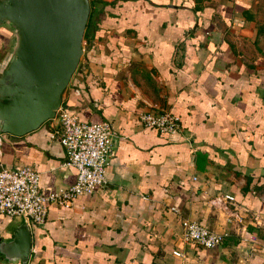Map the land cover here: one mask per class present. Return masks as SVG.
<instances>
[{"label": "crops", "instance_id": "1", "mask_svg": "<svg viewBox=\"0 0 264 264\" xmlns=\"http://www.w3.org/2000/svg\"><path fill=\"white\" fill-rule=\"evenodd\" d=\"M157 1L118 0L86 30L84 64L60 104L80 120L110 121L114 151L105 183L29 225L26 264H264V47L250 23L255 1L196 11ZM6 38L0 30V58ZM143 109L175 113L180 131L142 126ZM54 123L0 132V162L28 164L40 188L72 183L76 169L49 137ZM181 218L217 231L221 243L182 241ZM11 220L0 215V236Z\"/></svg>", "mask_w": 264, "mask_h": 264}, {"label": "water", "instance_id": "2", "mask_svg": "<svg viewBox=\"0 0 264 264\" xmlns=\"http://www.w3.org/2000/svg\"><path fill=\"white\" fill-rule=\"evenodd\" d=\"M88 0H0V132L21 135L52 118L82 53ZM0 236V261L26 264L31 231L11 220Z\"/></svg>", "mask_w": 264, "mask_h": 264}, {"label": "built area", "instance_id": "3", "mask_svg": "<svg viewBox=\"0 0 264 264\" xmlns=\"http://www.w3.org/2000/svg\"><path fill=\"white\" fill-rule=\"evenodd\" d=\"M53 117L55 123L49 137L62 145L65 163L75 167L74 181L40 188L38 172L28 164L4 165L0 162V215L39 226L44 223L50 206H69L73 198L89 194L105 183V165L113 154L117 136L113 124L108 120H80L61 104ZM137 119L142 126L163 133L181 129L179 117L167 109H143L137 113ZM179 225L180 238L184 242L209 248L222 241L220 233L194 219L181 218ZM172 253L181 254L176 249Z\"/></svg>", "mask_w": 264, "mask_h": 264}, {"label": "rangeland", "instance_id": "4", "mask_svg": "<svg viewBox=\"0 0 264 264\" xmlns=\"http://www.w3.org/2000/svg\"><path fill=\"white\" fill-rule=\"evenodd\" d=\"M88 1L91 2V11L95 12L98 10V8H100V6H102L103 2H108L110 0H88ZM168 1L174 2L177 0H168ZM190 1H192L191 3H194V1H196L200 7H204V6L215 7L219 3H227V2H230L231 0H190ZM253 2L255 3L254 9H251V5L249 8V12L251 15L250 23L256 29L257 36H260L256 41L258 42V44H260L262 47H264V28H261V26L264 27V0H257V1L251 0L250 3L253 4ZM86 44H87V41H85V39L83 37L81 39L82 53L78 59V62H77V65H76L74 71L72 72V74L70 76L69 82L73 78V76L79 71L80 65L84 64L83 52L85 51Z\"/></svg>", "mask_w": 264, "mask_h": 264}, {"label": "trees", "instance_id": "5", "mask_svg": "<svg viewBox=\"0 0 264 264\" xmlns=\"http://www.w3.org/2000/svg\"><path fill=\"white\" fill-rule=\"evenodd\" d=\"M116 1H118V0H110L108 2H103L102 6H100V8H98V10L95 11V12L91 11V2L89 1L90 9H89V14H88L87 22H86V25H85V28H84V31H83L82 38L85 36L87 28L89 26H92L95 23V21L103 14L104 7L105 6H113L116 3ZM133 1L139 2V1H142V0H133ZM145 1L151 2L153 5H155V4L156 5H160L157 0H154V1L153 0H145ZM177 1L180 4L183 3V2H188L189 6H190V9L193 10V11L201 9V7L198 5V3L196 1H194V3H191L190 0H177ZM167 4L168 5H172V4H169V3H167ZM261 28H264V27L261 26Z\"/></svg>", "mask_w": 264, "mask_h": 264}]
</instances>
